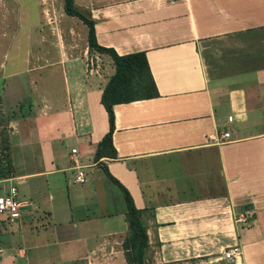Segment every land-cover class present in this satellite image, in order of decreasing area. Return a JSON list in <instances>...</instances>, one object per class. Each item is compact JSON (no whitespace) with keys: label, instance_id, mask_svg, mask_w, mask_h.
I'll use <instances>...</instances> for the list:
<instances>
[{"label":"crops","instance_id":"obj_1","mask_svg":"<svg viewBox=\"0 0 264 264\" xmlns=\"http://www.w3.org/2000/svg\"><path fill=\"white\" fill-rule=\"evenodd\" d=\"M75 3L93 18L98 44L146 52L159 94L114 106L117 157L97 160L115 65L90 50L88 25L68 15L66 29L79 26L86 46L56 43L57 58L45 63L36 54L27 70L48 67L57 78L61 69L63 83L40 103L33 84L30 107L9 123L15 176L0 180L9 183L0 196L14 185L24 206L14 222L0 213V234L17 223L19 239L8 248L0 240V264H130L128 203L103 166L142 212L145 264H220L233 246L241 254L227 264H264V0ZM51 85L50 76L46 93ZM225 131L228 142L210 139Z\"/></svg>","mask_w":264,"mask_h":264},{"label":"rangeland","instance_id":"obj_2","mask_svg":"<svg viewBox=\"0 0 264 264\" xmlns=\"http://www.w3.org/2000/svg\"><path fill=\"white\" fill-rule=\"evenodd\" d=\"M0 6V121L6 120L11 111H16L17 115L25 114L27 107H30L28 99L32 100V85L40 91V97L36 96V102L40 103L41 93L47 94L48 98L56 99L58 89L62 83L61 69L56 71L57 78L50 74V68L39 71H28V67L33 65L34 58L41 59L40 63H45V59H53L58 56L56 43L70 46L72 43L76 48L84 49L86 40L81 35L79 26L73 25L72 31L66 29L68 14L64 8V0H1ZM13 2H16L12 4ZM3 3V5H2ZM20 16V17H19ZM19 17V18H18ZM71 20V19H69ZM76 22H80L75 19ZM20 21V22H19ZM73 33L76 36L75 42L72 39ZM44 36V37H43ZM91 53V51H90ZM86 64L91 69L96 66L95 56H88ZM6 63L5 66L1 64ZM33 61V62H32ZM3 68H5L3 70ZM57 70V67L55 68ZM12 70H17L15 75H8ZM53 80V88L46 93L49 87H44L45 83ZM21 83L22 89H14L15 83ZM36 84V85H35ZM18 85V84H17ZM56 87H55V86ZM34 89V87H32ZM52 93V94H51ZM19 96V98H18ZM17 97V101H14ZM21 101V108L18 109ZM57 104V102H53ZM34 106V104H33ZM36 107V103H35ZM33 114L37 113V108L33 107ZM51 111V110H49ZM11 124V123H10ZM4 125L0 123V132ZM12 128V127H10ZM10 133V130H9ZM106 180V179H105ZM9 183L0 184V194L2 189ZM17 223L6 226L9 230L3 229L0 240L8 247L18 241ZM6 230V231H5Z\"/></svg>","mask_w":264,"mask_h":264},{"label":"trees","instance_id":"obj_3","mask_svg":"<svg viewBox=\"0 0 264 264\" xmlns=\"http://www.w3.org/2000/svg\"><path fill=\"white\" fill-rule=\"evenodd\" d=\"M65 11L68 15L76 16L89 27L88 43L90 50L109 53L114 61L115 72L110 77L102 93V103L105 106L110 123V130L98 144L96 159L102 157H117L116 148L113 145V133L115 130L114 106L118 103L129 102L158 96L157 86L152 74L146 52H134L119 55L114 49L98 44L96 39L95 22L90 14L84 13L78 8L75 0H64ZM24 112H26L24 110ZM16 111H11L10 116L0 121L4 125L0 132V180L15 176V165L12 158L9 123ZM108 176L124 189L128 203V221L130 235L125 243L126 258L130 264H145V254L148 248L147 227L142 222V212L135 206L127 189L112 176L106 166H103Z\"/></svg>","mask_w":264,"mask_h":264},{"label":"built area","instance_id":"obj_4","mask_svg":"<svg viewBox=\"0 0 264 264\" xmlns=\"http://www.w3.org/2000/svg\"><path fill=\"white\" fill-rule=\"evenodd\" d=\"M210 139L218 142L219 144L226 143L231 139V133L229 131L223 132L220 136L211 135ZM73 154L75 155L78 150L73 148ZM77 162V158L74 157ZM82 166H77L81 169ZM86 180V174L83 170H79L77 175V181L84 182ZM23 202L18 197V189L16 186H10L8 192L0 196V213L6 214L9 220L12 222L18 220L22 216ZM241 254V248L239 246H233L225 250L219 258L220 264H227L228 261L238 258Z\"/></svg>","mask_w":264,"mask_h":264}]
</instances>
